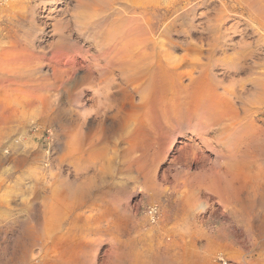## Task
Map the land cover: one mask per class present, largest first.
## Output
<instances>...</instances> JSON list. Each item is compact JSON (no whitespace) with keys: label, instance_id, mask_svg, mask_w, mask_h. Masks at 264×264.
<instances>
[{"label":"rangeland","instance_id":"1","mask_svg":"<svg viewBox=\"0 0 264 264\" xmlns=\"http://www.w3.org/2000/svg\"><path fill=\"white\" fill-rule=\"evenodd\" d=\"M128 1L0 0V264H264V101L253 84L264 70V0ZM131 9L147 11L156 31L147 54L201 58L203 89H242L235 104L254 112L250 121L221 144L212 131L193 156L204 111L168 99L139 111L142 94L118 87L137 67L131 52L143 50L123 20ZM123 105L130 111L117 116ZM68 188L86 197L73 205ZM56 235L57 251H78L73 260L42 259Z\"/></svg>","mask_w":264,"mask_h":264},{"label":"bare ground","instance_id":"2","mask_svg":"<svg viewBox=\"0 0 264 264\" xmlns=\"http://www.w3.org/2000/svg\"><path fill=\"white\" fill-rule=\"evenodd\" d=\"M126 2L128 0H125ZM251 1V0H250ZM129 3H132L130 1H128ZM127 2V3H128ZM262 2V0L260 1ZM120 3V2H119ZM117 3V4H119ZM128 3V4H129ZM122 4V3H121ZM126 4V3H125ZM135 4V3H134ZM115 5V4H113ZM112 5V7H113ZM127 5V4H126ZM131 5V4H130ZM129 5V7H130ZM133 5V4H132ZM263 5V6H262ZM262 8L264 9V4L262 3ZM120 7L123 5H119ZM255 6V5H254ZM257 6V4H256ZM129 7L127 8V10H129ZM117 8V7H116ZM137 8V7H136ZM135 8V9H136ZM141 8V7H140ZM139 8V9H140ZM254 8V7H253ZM138 9V8H137ZM259 9H261V7H259ZM114 10V9H113ZM116 10V9H115ZM122 10V9H121ZM124 10V8H123ZM133 11V9H131ZM254 10V9H253ZM258 10V9H257ZM125 11V10H124ZM116 12V11H115ZM130 13V11H129ZM132 13V12H131ZM134 15L135 12L133 11ZM256 13V12H255ZM254 13V14H255ZM119 14V13H118ZM137 14V12H136ZM147 11L143 12V13H139V15H135L133 17L127 18L126 16H123V13L121 16L126 17V19L123 20H127L126 22L132 21L131 23L133 24L132 28L133 32L139 33L140 31V35L143 37H138L136 39L133 40H138L136 41H132V42H136V46H138V44H140V46L142 45L143 50H141V47L138 48H134L133 46V52H131V60L127 61V62H132L134 64V66L136 67L135 69H131L132 71L129 72V74L124 78V80H122V82L120 84H118V87L120 88V90L124 93L127 94L130 98H132L133 94L136 93H140L142 94V98H140V105H139V111L140 110H144L145 108L147 109V107H150L152 105V103L154 105H156L155 103L161 102V101H166V99H168L169 101L173 102L176 101V103L173 105V103L171 104V102L168 101V103L171 104V107L173 105V107L175 109L179 108L181 106V102L179 103L178 101H182V103L184 104V108L187 110V112L189 113H195V114H200V112L204 111V114L201 116V118L198 119V121L196 122L197 124L194 125L193 128H195V131H198L199 134L201 135L199 138V143L195 142V145L191 146V154H193V156H196V154H198L201 150H202V145H206V144H212V140L208 139V134H210L212 131L214 130H221V137H219L218 139H216L215 142H218L221 144V142H224L223 137H227L226 134L228 132V130H232L236 128V126L241 123L242 121H246L247 119H249L253 114L250 112V110H243L238 108L235 104V98L238 97V95H240L241 92H244L242 89H237L235 87H226L224 88V92H219V90L216 88V86L214 85H210L209 82L205 85V87L208 85L207 90H204L202 83H205V80L208 79V72L206 70V63L205 65L201 64V58H197L200 59V64L199 62L195 61V63L190 64L188 62V58L186 60H184L185 55L182 59L183 62L180 60H176L174 58H172V56L170 57L168 54H166V50H155L153 54H147L145 51L148 47V43L152 40V33H154L152 30L150 25H149V20L147 19L148 16H146ZM257 14V13H256ZM126 15V13H125ZM150 17V16H149ZM260 17V16H259ZM121 19V20H122ZM152 19V18H151ZM122 20V21H123ZM125 22V23H126ZM251 22V21H250ZM260 22V21H259ZM151 23V22H150ZM172 23V22H171ZM124 24V22H123ZM130 25V24H129ZM126 25L124 24V27ZM117 27V26H116ZM123 27V28H124ZM127 27V26H126ZM168 27V26H167ZM119 28V27H118ZM128 28V27H127ZM155 29V28H154ZM110 30V29H109ZM257 30V29H255ZM116 31V30H115ZM121 31V30H120ZM124 31V30H123ZM112 32V30H111ZM156 32V31H155ZM135 33V34H136ZM114 34V33H112ZM119 36V35H118ZM129 38V37H128ZM163 38V37H162ZM168 38V37H167ZM166 38V39H167ZM159 39V38H158ZM121 40V38H120ZM164 40V39H163ZM111 41V40H110ZM122 41V40H121ZM156 40L153 41V43H155ZM119 42V41H118ZM164 43V41H162ZM151 43V42H150ZM152 43V44H153ZM116 44V43H115ZM127 44V43H126ZM155 43V47H156ZM123 45V44H122ZM134 45V44H132ZM158 45V44H157ZM160 45V44H159ZM129 46V44H128ZM153 46V45H152ZM174 46V44H173ZM127 47V46H126ZM130 47V46H129ZM161 49H163V45L160 46ZM214 48V47H213ZM112 49V48H111ZM118 49V48H117ZM122 49V48H121ZM201 49V48H200ZM24 50V49H23ZM127 50H130L127 49ZM145 50V51H144ZM31 51V50H30ZM132 51V50H131ZM143 51V52H142ZM171 51V50H170ZM213 51V50H212ZM127 52V51H126ZM125 52V53H126ZM209 52V51H208ZM227 52V51H226ZM120 53V52H119ZM129 53V52H128ZM127 53V55H128ZM143 54L144 56H140V54ZM171 53V52H170ZM195 53H198V55L202 54L201 50H195ZM211 52H209L210 54ZM65 54V53H64ZM172 54V53H171ZM6 55V54H5ZM66 55V54H65ZM126 55V58H127ZM235 55V53H234ZM130 56V55H129ZM203 56V55H202ZM212 56V55H211ZM240 56V55H239ZM242 56V55H241ZM33 57V56H32ZM234 57V56H233ZM27 58V57H26ZM65 58V57H64ZM125 58V57H124ZM142 58V60H141ZM232 58V57H231ZM34 59V58H33ZM66 59V58H65ZM119 59V58H118ZM196 59V58H195ZM8 60V59H6ZM40 60V59H39ZM55 60V59H54ZM68 60V59H67ZM70 60V59H69ZM109 60V59H108ZM107 60V61H108ZM115 60V59H114ZM191 60V59H190ZM208 60V59H207ZM17 61V60H16ZM34 61V60H33ZM44 61V60H43ZM59 61H62L61 59ZM58 61V62H59ZM103 61V60H102ZM113 61V60H112ZM118 61V60H117ZM121 61V60H120ZM123 61V60H122ZM2 62V61H0ZM22 62V60H21ZM31 62V61H30ZM63 62V61H62ZM116 62V61H113ZM124 62V61H123ZM126 62V63H127ZM140 62H143V65H141ZM188 62V63H187ZM230 62V61H229ZM12 63V61H11ZM55 63V62H54ZM53 63V64H54ZM198 63V64H196ZM232 63V62H231ZM239 63V62H238ZM2 64V63H1ZM6 64V63H5ZM3 64V65H5ZM25 64V63H24ZM32 64V63H31ZM57 64V63H56ZM66 64V63H65ZM74 64V63H73ZM115 64V63H114ZM117 64V63H116ZM190 64V65H189ZM9 65V64H8ZM28 65V64H26ZM118 65V64H117ZM123 65V64H122ZM211 65V64H210ZM243 65V64H242ZM1 66V65H0ZM70 66V64H69ZM29 67V66H28ZM211 67V66H210ZM5 68V67H4ZM3 68V70H4ZM15 68V67H12ZM123 68V67H122ZM251 68V67H250ZM10 69V68H9ZM22 69V68H21ZM55 69V68H54ZM119 69V68H118ZM190 69V70H189ZM210 69V68H209ZM1 70V69H0ZM12 70V69H11ZM70 71V70H69ZM114 71V70H113ZM210 71V70H209ZM3 72V71H2ZM8 72V71H7ZM19 72V71H18ZM108 72V71H107ZM106 72V73H107ZM237 72V71H235ZM5 73V72H4ZM14 73V72H13ZM7 74V73H6ZM109 74V73H108ZM111 74V73H110ZM109 74V75H110ZM64 75V74H63ZM225 75V74H224ZM258 78H256V80H254L253 84L255 85L256 89L258 88V90H260L261 94L257 91V93H259V96L257 97V101L256 103H262L264 101V70H261V72L259 71V73L257 74ZM4 76V75H3ZM53 76V75H52ZM55 76V75H54ZM57 76V75H56ZM61 76V75H60ZM65 76V75H64ZM67 76V74H66ZM104 76V75H103ZM71 77V76H70ZM114 77V76H113ZM13 79V78H12ZM62 79V78H61ZM66 79V78H65ZM106 79V77H105ZM210 79V77H209ZM38 80V79H37ZM40 80V79H39ZM121 80V79H120ZM189 80V84L187 83L185 85V81ZM213 80V79H212ZM215 80V79H214ZM7 81V80H6ZM72 81V80H70ZM102 81V80H101ZM109 82V81H108ZM115 82V80H114ZM207 82V81H206ZM217 82V81H216ZM14 83V82H13ZM12 83V84H13ZM22 83V82H21ZM119 83V82H118ZM215 83V82H214ZM236 83V82H235ZM239 83V82H238ZM11 84V85H12ZM26 84V82H25ZM30 84V83H29ZM41 84V83H40ZM69 84V83H68ZM237 84V83H236ZM10 85V86H11ZM72 85V84H71ZM75 85V84H74ZM227 85V84H226ZM240 85V84H239ZM248 85V84H247ZM117 86V85H116ZM229 86V85H228ZM236 86V85H235ZM238 86V85H237ZM21 87V86H20ZM39 87V86H38ZM41 87V86H40ZM74 87V86H73ZM72 87V88H73ZM107 87V86H106ZM117 87V88H118ZM252 87V86H251ZM1 88V87H0ZM28 88V87H27ZM66 88V87H65ZM103 88V87H101ZM115 88V87H114ZM246 88V87H245ZM74 89V88H73ZM112 89V87L110 86V90ZM148 90L147 95L144 94V92L146 90ZM254 89V88H253ZM66 90V89H65ZM105 90V89H103ZM109 90V91H110ZM22 91V90H21ZM108 91V90H107ZM132 92V93H130ZM147 92V91H146ZM70 93V90H69ZM31 94V93H30ZM120 94V93H119ZM145 96H144V95ZM208 94V95H207ZM256 94V93H255ZM111 95V94H110ZM116 95V93H115ZM118 95V94H117ZM137 95V94H136ZM127 96V97H128ZM111 97V96H110ZM114 97V96H113ZM141 97V96H140ZM104 98V97H103ZM135 98V97H134ZM117 98H115L116 100ZM121 99H123L121 97ZM120 99V100H121ZM124 99H126L124 97ZM123 99V100H124ZM133 99V98H132ZM109 100V97H108ZM119 100V101H120ZM122 100V101H123ZM131 100V99H130ZM142 100V101H141ZM82 101V100H81ZM113 101V100H112ZM117 101V100H116ZM133 101V100H132ZM131 102V101H130ZM128 103V102H127ZM178 103V104H177ZM134 104V103H133ZM169 104V105H170ZM120 105V104H119ZM186 105V107H185ZM254 105V104H253ZM252 105V106H253ZM157 106V105H156ZM164 106V105H163ZM123 106H118L116 109V113L118 114L117 116L121 115L119 113L125 114L128 113L129 111L125 110ZM133 107V106H132ZM131 107V108H132ZM152 107V106H151ZM166 107V106H165ZM242 107V106H241ZM244 107V106H243ZM114 108V107H113ZM81 109V108H80ZM129 109V108H128ZM169 109V108H168ZM174 109V110H175ZM182 111V107L179 108ZM246 109V108H245ZM113 110V109H112ZM134 110V108H133ZM153 110V109H152ZM163 110V109H162ZM252 110V108H251ZM138 111V112H139ZM145 111V110H144ZM157 111V108H156ZM159 111V110H158ZM176 111V110H175ZM180 110H177V112ZM137 112V111H134ZM149 112V110H148ZM160 112V111H159ZM169 112V110H168ZM186 112V113H187ZM131 113V112H130ZM164 113V112H163ZM175 113V112H174ZM115 114V112H114ZM167 114V112H166ZM177 114V113H176ZM257 114V113H256ZM116 115V114H115ZM138 115V114H137ZM154 115V113H153ZM114 116V115H113ZM142 116V115H141ZM157 116V115H156ZM155 116V118H156ZM162 116V115H161ZM167 116V115H166ZM244 116V117H243ZM152 117V116H151ZM150 117V118H151ZM160 117V116H158ZM165 117V116H164ZM183 117V116H182ZM193 117V116H192ZM142 118V117H141ZM140 118V119H141ZM193 119V118H192ZM251 119V118H250ZM250 119L248 121H250ZM174 120V119H173ZM178 120V119H177ZM187 120V119H186ZM196 120V119H195ZM122 121V120H121ZM158 120H156L157 122ZM180 121H182L180 119ZM118 122V121H117ZM161 123V122H160ZM184 123V121H183ZM187 123V122H186ZM191 123V122H190ZM125 124V123H124ZM169 124V123H168ZM176 124V123H175ZM121 125V124H120ZM160 125V124H159ZM158 125V126H159ZM166 125V123H165ZM177 125V124H176ZM171 126V125H170ZM169 126V127H170ZM242 126V125H241ZM163 127V126H162ZM164 128V127H163ZM162 128V129H163ZM124 129V128H123ZM172 129V128H171ZM240 129V128H239ZM173 130V129H172ZM194 130V129H193ZM89 131V130H88ZM230 131V132H232ZM239 131V130H237ZM236 131V132H237ZM241 131V129H240ZM216 132V131H215ZM235 132V133H236ZM219 133V132H218ZM241 133V132H240ZM92 134V133H91ZM170 134V133H169ZM195 134V133H194ZM230 134V133H229ZM89 135V134H88ZM238 135V134H237ZM217 136V135H216ZM242 138V137H241ZM83 139V138H82ZM85 139V138H84ZM89 140V139H88ZM190 140H192L190 138ZM239 140V139H238ZM84 141V140H83ZM244 141V140H242ZM85 143L87 144V141H85ZM83 144V145H86ZM77 145V144H75ZM81 145V144H80ZM78 146V145H77ZM82 146V145H81ZM212 146V145H211ZM74 148V147H73ZM188 148V147H187ZM71 150V149H70ZM77 150V148H76ZM81 150V149H80ZM83 150V149H82ZM84 150H85V146H84ZM82 152V151H81ZM84 152V151H83ZM89 153V152H87ZM73 154V153H72ZM77 154V153H76ZM83 154V153H82ZM190 154V152H189ZM78 155V154H77ZM80 155V154H79ZM78 155V156H79ZM83 156V155H82ZM77 158V156H75ZM71 158V157H70ZM80 158V157H78ZM77 158V159H78ZM188 158V157H187ZM200 158V157H199ZM81 159V158H80ZM90 159V158H89ZM93 159V158H92ZM95 159V157H94ZM178 159V158H177ZM195 159V158H194ZM66 161V160H65ZM75 161V160H74ZM78 161V160H76ZM183 161V160H182ZM192 161V160H191ZM67 162V161H66ZM27 163V162H26ZM64 163V162H62ZM185 164V163H184ZM76 165V164H75ZM82 162L81 165H78L79 167H77V171L80 172L82 171L81 167L82 166ZM90 167V166H89ZM184 167V166H183ZM70 169V168H69ZM84 170V169H83ZM74 171V170H73ZM71 172V170H70ZM84 175V174H83ZM55 178V176H54ZM79 180V179H78ZM90 181V180H89ZM36 182V181H35ZM65 182V181H64ZM86 182V181H85ZM38 183V182H37ZM79 183V182H78ZM39 184V183H38ZM40 185V184H39ZM34 187V186H33ZM38 188V187H37ZM64 188V187H63ZM79 188V186H78ZM81 188V187H80ZM44 189V188H43ZM71 190V191H70ZM68 191L72 192L75 197H74V202H72V204H78L82 197L84 199L83 195L81 197L80 193H81V189L80 191L77 190H72L71 188H68ZM69 193V192H68ZM84 193V192H83ZM72 194V195H73ZM42 196V195H41ZM70 196V195H69ZM72 196H70L71 198ZM86 197V196H85ZM38 198V197H37ZM47 198V196H46ZM45 198V199H46ZM54 198V197H53ZM59 198V197H58ZM67 198V197H66ZM69 198V197H68ZM69 198V199H70ZM42 199V198H41ZM73 199V198H72ZM70 199V200H72ZM93 199V198H92ZM86 200V199H85ZM53 201V200H52ZM66 201V200H65ZM64 201V202H65ZM63 202V200H62ZM94 202V201H93ZM46 204V203H45ZM64 204V203H62ZM67 204V203H65ZM82 204V203H81ZM80 204V205H81ZM86 204V203H85ZM27 205V204H26ZM58 205V204H57ZM33 207V206H32ZM71 207V206H70ZM32 209V208H31ZM64 209H67L66 207ZM69 209V207H68ZM67 209V210H68ZM71 210V209H70ZM92 210V209H91ZM51 212V211H49ZM55 212V211H54ZM63 211H56L57 214H55L57 216V218L59 217L58 214ZM66 212V211H65ZM73 212V211H72ZM71 212V213H72ZM28 213V212H27ZM84 213V212H83ZM97 213V212H96ZM54 214V213H53ZM66 214V213H65ZM94 214V213H93ZM42 215V214H41ZM63 215V214H62ZM70 215V214H69ZM105 215V214H104ZM90 216V215H89ZM54 217V216H53ZM96 217V216H95ZM42 218V217H41ZM63 218V217H62ZM92 218V217H91ZM55 219V217H54ZM35 221V220H34ZM57 222V220H54ZM59 221V220H58ZM76 222V221H75ZM84 222V221H83ZM44 223V222H43ZM47 224V223H46ZM102 224V223H101ZM25 225V223H24ZM31 225V224H30ZM53 225V224H52ZM71 226V225H70ZM85 226V225H84ZM36 227V226H35ZM43 227V226H42ZM26 228V227H25ZM52 228V227H51ZM75 228V227H74ZM91 228V227H90ZM25 230V229H23ZM29 230V229H28ZM66 230V229H65ZM31 231V230H30ZM53 231V230H52ZM26 232V231H24ZM59 233V232H58ZM56 233V234H58ZM24 234V233H23ZM34 234V233H33ZM55 234V233H54ZM36 235V234H35ZM31 237V236H30ZM41 237V236H40ZM90 237V236H89ZM66 238V237H65ZM50 239V241H49ZM80 239V238H79ZM90 239V238H89ZM95 239V238H94ZM27 240V239H26ZM66 240V239H65ZM64 243V242H63ZM84 243V241H83ZM86 243V242H85ZM62 244V238H59L57 235L53 236L52 238H48V242H45V251L44 254L42 256V259H53L56 261H63L64 258H66L67 255H65L66 253L70 254V256L68 258L71 257V260H73L74 256L76 257L78 255V251L76 252H72L69 250L68 252V247L62 248L63 251H57V245ZM68 244V243H67ZM75 244V243H74ZM87 244V243H86ZM66 245V244H65ZM93 245V244H92ZM34 247V246H33ZM62 247V246H61ZM84 247H86L84 245ZM28 248V247H27ZM30 248V247H29ZM60 248V247H59ZM83 250V249H82ZM86 252V250L84 251ZM109 252V251H108ZM29 250L27 249L25 251V254L28 255ZM55 253V254H54ZM39 254V253H38ZM37 255V254H36ZM74 255V256H73ZM90 255V254H89ZM29 256V255H28ZM30 257V256H29ZM85 258V257H84ZM83 258V259H84ZM30 259V258H29ZM38 259V258H37ZM104 259V258H103ZM41 260V257H40ZM77 260V258H76ZM28 261V260H27ZM45 263V261H44ZM51 263V262H50ZM74 263V262H73ZM41 264V263H40ZM70 264V263H69ZM96 264V263H95ZM106 264V263H105Z\"/></svg>","mask_w":264,"mask_h":264},{"label":"built area","instance_id":"3","mask_svg":"<svg viewBox=\"0 0 264 264\" xmlns=\"http://www.w3.org/2000/svg\"><path fill=\"white\" fill-rule=\"evenodd\" d=\"M147 215L149 216V218L152 220V221H155L158 219L159 217V209H158V206L156 205H153V206H149L147 208ZM224 264H228L227 262H223Z\"/></svg>","mask_w":264,"mask_h":264}]
</instances>
